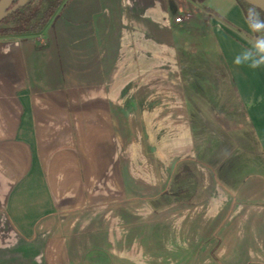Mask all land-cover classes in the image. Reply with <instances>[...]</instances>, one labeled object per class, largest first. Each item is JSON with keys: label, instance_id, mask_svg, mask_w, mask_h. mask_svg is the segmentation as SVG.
I'll return each mask as SVG.
<instances>
[{"label": "crops", "instance_id": "0c3cea01", "mask_svg": "<svg viewBox=\"0 0 264 264\" xmlns=\"http://www.w3.org/2000/svg\"><path fill=\"white\" fill-rule=\"evenodd\" d=\"M253 39L238 0H64L0 36V264H264V68L232 63ZM200 100L241 127L231 156L213 126L195 147Z\"/></svg>", "mask_w": 264, "mask_h": 264}, {"label": "rangeland", "instance_id": "374dc122", "mask_svg": "<svg viewBox=\"0 0 264 264\" xmlns=\"http://www.w3.org/2000/svg\"><path fill=\"white\" fill-rule=\"evenodd\" d=\"M183 62L187 63V58H183L182 59ZM186 60V61H185ZM188 70L191 69L193 72H195V70L199 69L198 67H193L190 65H186L185 66ZM201 73H204V69H202V67H200ZM185 89L186 91H197L199 89V82L196 81V78H194V76H190L188 77V81L185 83ZM191 87V88H190ZM200 104H194L191 105L193 112H191L190 116L192 119V125L195 128L194 132L196 134V145L195 147L197 148V150H206L209 145V142L211 141V143H214L215 141L213 139H215V136L212 134V132L207 129L206 127H210L213 126V131L220 137L223 138L227 141H229V146L225 147V152H227L226 156H231L233 150H235L236 147V139L237 135H240V132H242L241 127L237 124L234 123L236 121L235 117H231L229 116L228 118L220 117L219 115L216 114H212L210 115L208 112L203 114L200 113V107L199 106H203V101L200 100L199 101ZM204 110V108L202 109ZM203 118L205 119H212L207 122L203 121ZM229 120V122H228ZM232 121V122H231ZM204 122V123H203ZM221 127L223 129H221ZM211 138V139H210ZM207 143V146H205V144ZM203 158V156H202ZM231 160V158H230ZM241 161V162H240ZM240 161L238 162L236 159L232 158L231 161H229V165L231 166L232 170L231 172L234 175H237L238 178H240V176L246 174V173H250L252 171V164L251 161H246V158L244 157V154L240 157ZM206 164V163H203ZM183 165V164H182ZM181 165V166H182ZM210 168L213 169H218L219 166L221 165V162H211L208 163ZM180 166V167H181ZM194 166V165H193ZM182 169H188L189 168V164H185L182 166ZM174 243L172 242H166V247H169L171 250V246H173ZM136 260H140V259H136Z\"/></svg>", "mask_w": 264, "mask_h": 264}, {"label": "trees", "instance_id": "16d2710c", "mask_svg": "<svg viewBox=\"0 0 264 264\" xmlns=\"http://www.w3.org/2000/svg\"><path fill=\"white\" fill-rule=\"evenodd\" d=\"M17 0H13L12 6ZM245 16L248 10L255 8L261 18L264 13L258 8L238 0ZM64 0H28L11 14L0 20V36H28L40 33L56 16Z\"/></svg>", "mask_w": 264, "mask_h": 264}, {"label": "clouds", "instance_id": "9594fccd", "mask_svg": "<svg viewBox=\"0 0 264 264\" xmlns=\"http://www.w3.org/2000/svg\"><path fill=\"white\" fill-rule=\"evenodd\" d=\"M246 23L249 31L254 34V39L249 47L233 57L232 63L236 68L262 69L264 68V18H261L255 8H250Z\"/></svg>", "mask_w": 264, "mask_h": 264}, {"label": "water", "instance_id": "95a60500", "mask_svg": "<svg viewBox=\"0 0 264 264\" xmlns=\"http://www.w3.org/2000/svg\"><path fill=\"white\" fill-rule=\"evenodd\" d=\"M28 0H17L12 6H10L13 0H0V20L13 11L23 6ZM246 3L258 8L264 13V0H243Z\"/></svg>", "mask_w": 264, "mask_h": 264}, {"label": "built area", "instance_id": "2783aa9c", "mask_svg": "<svg viewBox=\"0 0 264 264\" xmlns=\"http://www.w3.org/2000/svg\"><path fill=\"white\" fill-rule=\"evenodd\" d=\"M189 16H190V14H185L184 17L177 16V17L174 18V21H175V22H180V21L183 20V19H187V18H189Z\"/></svg>", "mask_w": 264, "mask_h": 264}]
</instances>
